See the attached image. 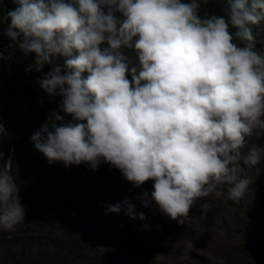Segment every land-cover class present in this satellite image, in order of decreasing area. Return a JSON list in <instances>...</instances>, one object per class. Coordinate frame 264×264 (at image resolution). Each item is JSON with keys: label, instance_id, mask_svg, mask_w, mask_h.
I'll use <instances>...</instances> for the list:
<instances>
[{"label": "clouds", "instance_id": "obj_1", "mask_svg": "<svg viewBox=\"0 0 264 264\" xmlns=\"http://www.w3.org/2000/svg\"><path fill=\"white\" fill-rule=\"evenodd\" d=\"M13 2L5 34L35 54L37 71L52 66L39 85L61 96L72 118L54 112L31 136L49 164L97 170L104 161L136 187L152 180L151 199L180 225L218 186L229 185L232 200L250 190L239 162L246 138L264 131V53L253 32L264 0H226V16H201L208 0ZM262 154L253 146L244 165L259 164ZM102 206L146 219L128 198ZM25 215L20 185L0 166V233Z\"/></svg>", "mask_w": 264, "mask_h": 264}, {"label": "trees", "instance_id": "obj_2", "mask_svg": "<svg viewBox=\"0 0 264 264\" xmlns=\"http://www.w3.org/2000/svg\"><path fill=\"white\" fill-rule=\"evenodd\" d=\"M15 7L13 0H0V120L7 130V134L0 138L5 153L0 166H9L20 185L26 215L14 229L0 233V264H138L131 262L130 253L141 252L156 257L145 264H158L160 257L169 253L185 260L184 264L204 263L203 254L197 256L194 251L197 248H186V233L199 238L198 246L212 243L213 247H219L223 257L217 264H264V155L255 166L243 163V156L253 146L261 145L254 132L246 138L239 163L244 169L241 176L246 175L250 181L254 178L256 184H251L240 200L229 199V188L225 184L197 200L203 206L210 198L219 205L223 202L222 225L214 218L206 220L207 213L199 217L198 205L191 208L196 209V225L185 221L183 225L177 224V230L176 223H173L176 231L169 233L174 243L182 240V247L187 249L185 253L174 249L170 252L169 247L173 246L164 241L130 244L126 241L127 232L120 226L114 225V235L99 228L101 221L111 224L110 219L118 218L148 230L145 225L148 227L152 211L145 213L143 199L144 193L152 190L146 187V183L134 186L107 162L102 161L97 170L90 169L87 164L71 167L60 161L49 164L34 147L31 136L47 122L50 114L58 112L65 121L72 118L61 108L63 98L48 94L39 85L38 81L52 66L44 65L41 71H37L35 54L26 55L19 49L18 41H12L5 34L10 23L7 12ZM200 14L226 16V0L202 2ZM231 31L234 33L235 29ZM253 32L255 50L264 53V21L253 26ZM128 54L134 64L138 63L134 52ZM57 62L63 65V58ZM131 197L136 212L145 213V220L132 219L123 209L120 213L106 214V208L102 206L122 203ZM124 247H128L126 253L121 252ZM9 250L12 259L5 255Z\"/></svg>", "mask_w": 264, "mask_h": 264}, {"label": "rangeland", "instance_id": "obj_3", "mask_svg": "<svg viewBox=\"0 0 264 264\" xmlns=\"http://www.w3.org/2000/svg\"><path fill=\"white\" fill-rule=\"evenodd\" d=\"M129 79H131L129 77ZM254 133L257 134V138H258V142L261 144L259 147L262 148V145L264 147V131H255ZM264 155V154H262ZM247 178L246 175L241 176V178ZM256 180H251V184L255 185L256 184ZM153 181L149 180L146 182V187H149V189H151L152 191L154 190L153 188ZM224 185V184H223ZM222 185V186H223ZM226 187L229 188V185L225 184ZM228 190V189H227ZM149 193V196L146 197L150 203L147 207H145V213L147 211H152L154 214H152V212H150V214L152 215V218L148 219L150 221L148 227V230L146 229H141L143 227L139 226L138 224H131V222H127V220H123V219H118V218H112L110 219V222H112L111 224H107L105 222H100L99 223V228H101L103 231H105L108 234H113L115 232L114 229V225L116 226H120L123 227L124 230L127 232L128 234V238L126 241H128L130 244L133 243H137V242H150V243H160L161 241H164L166 243H171V245L173 246V248L169 247L170 252L171 249L174 250H178L182 253H185L187 251V249L182 247V240H178L177 242L174 243L173 239L171 238V235L169 232H175V228H174V224L176 223V228L178 230L179 225H177V221L172 220L169 216H167L166 214H164L159 207L155 204V201L151 199L150 193L151 192H147ZM217 196V195H216ZM129 201L132 203L134 202V198H130ZM206 205H201L199 204V201H196L195 205H198L196 208L198 209V216L199 217H203L206 213H207V217L206 220L209 219H215V222L218 224H223V215H222V209H224L223 202H220V205L217 204L216 202H214L213 200L208 202H205ZM194 210V211H193ZM143 211V210H142ZM208 211V212H207ZM226 211H229V209H226ZM141 212V211H140ZM138 213V210H137ZM197 214H196V209L195 207L193 209H191L190 211V215L188 217V219L186 220V223L188 222L190 225H196L197 223ZM243 218L245 216H242ZM237 221V220H235ZM194 223V224H193ZM132 231H131V229ZM176 235V234H175ZM186 240L188 244L186 246L187 247H193V248H197V250H194L196 255H200L203 254L204 256V263L202 264H217L220 259L223 256H220V249L219 247H213L212 243H208L207 245H203V246H198V242H199V238H197L196 236H192L190 235V233H186ZM95 245H97L96 242H94ZM209 247V248H208ZM123 250H125L126 248H122ZM219 253V254H218ZM131 254V262L132 263H140V264H145L146 262H151L154 258V256H150L147 255L145 252H141L139 253H130ZM7 257H9L10 259H12V252L9 250L8 253L5 254ZM35 256V255H34ZM38 256V255H37ZM36 256V257H37ZM25 259H28L27 256L24 257ZM12 263V261H11ZM184 264L185 260H182L180 258H176L175 256L171 255L170 253L160 257L158 264Z\"/></svg>", "mask_w": 264, "mask_h": 264}]
</instances>
